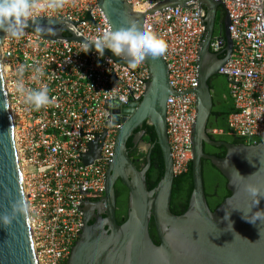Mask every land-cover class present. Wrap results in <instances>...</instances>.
<instances>
[{"label": "built area", "instance_id": "built-area-1", "mask_svg": "<svg viewBox=\"0 0 264 264\" xmlns=\"http://www.w3.org/2000/svg\"><path fill=\"white\" fill-rule=\"evenodd\" d=\"M126 1L133 10L145 12L161 0ZM220 1L230 20L232 41L231 54L218 69L227 80L235 108L228 116V125L245 143L263 142L264 0ZM47 4L48 0L37 1L28 21L44 17L73 22L77 33L89 42L111 32L96 0H64L59 9H50ZM188 5L147 14L143 23L166 42L161 57L175 91L197 86L195 62L205 11L198 9L196 0ZM216 38L219 35L214 32L210 42L213 53L221 50ZM0 65L4 67L3 87L24 199L30 208L27 219L35 264H65L81 231L79 199H96L104 192L118 127L113 123L111 103L140 101L147 80L145 65H123L91 49L84 53L82 42L47 40L27 28L21 39H12L4 32ZM21 65L25 71L19 76ZM36 68L43 75L34 79ZM18 79L26 89L47 87L52 104L39 110L25 104L24 96L16 90ZM195 117L193 93L167 97L166 134L174 176L185 173L191 160ZM96 141L99 156L85 163Z\"/></svg>", "mask_w": 264, "mask_h": 264}, {"label": "water", "instance_id": "water-1", "mask_svg": "<svg viewBox=\"0 0 264 264\" xmlns=\"http://www.w3.org/2000/svg\"><path fill=\"white\" fill-rule=\"evenodd\" d=\"M192 1L161 0L145 12L133 10L126 0H96V3L112 32L133 21L138 27H143L145 15L166 7L187 8ZM196 1L198 9L203 8L205 11L202 19L204 25L201 24L204 30L199 38L195 62L197 86L183 91L173 90L169 84L165 61L161 56L149 57L144 61L147 80L140 101L111 103L113 123L118 127L104 178L102 203L105 217H99L90 224L92 217L85 209L87 199H79L77 210L82 212L81 231L65 264H264V220L255 223L248 220L255 219L254 213L258 211L264 212V196L254 198L247 190L249 186H255L264 192V141L234 144L214 141L208 136L206 126L213 104L208 80L218 74V69L230 56L232 41L228 31L230 20L227 11H224L223 28L217 29L219 38H216L219 39L221 50L216 53L210 51V42L221 15L219 8H222L223 3L220 0ZM87 19L90 20V17L87 16ZM39 26L54 29L56 35L37 31ZM27 29L52 41L83 43L86 40L77 33L75 23L60 19L37 17L28 21ZM3 36L4 32L0 31V44ZM90 49L101 55L94 46ZM102 56H108L123 65L129 63L107 49ZM184 93L195 95L196 117L191 135L190 160L192 190L186 210L177 215L170 210L175 176L165 115L167 97ZM5 100L0 73V217L14 216L7 225L0 222V264H35L27 216L14 212L17 202L25 199L10 115L8 109L3 107ZM144 121L153 127L164 164L161 178L150 190L147 189L145 179L150 166V151L146 154L145 165L137 169L126 147L134 129ZM104 135L105 132L100 139ZM204 144L223 146L224 156L204 153ZM91 147L92 155L84 159L85 163L99 156L97 141ZM202 160L210 161L220 172L230 192L213 211L205 198ZM116 179L127 190L126 219L121 224L115 218ZM92 212L95 213V208ZM151 220L158 244L153 242L149 233Z\"/></svg>", "mask_w": 264, "mask_h": 264}, {"label": "clouds", "instance_id": "clouds-1", "mask_svg": "<svg viewBox=\"0 0 264 264\" xmlns=\"http://www.w3.org/2000/svg\"><path fill=\"white\" fill-rule=\"evenodd\" d=\"M64 0H48L47 7L50 9L62 8ZM37 0H0V31L6 33V36L12 39H21L25 35V29L28 27V18L36 9ZM39 32L47 31L50 35H56L52 28H45L39 26L36 29ZM103 55L104 50L111 51L115 56L127 58V61L132 65H139L145 61L146 58H156L165 53L167 45L166 42L157 36L154 32L146 27H138L133 22H128L125 26L118 30L105 33L101 39L95 42L83 41V52L88 53L93 47ZM4 71V67L0 65V73ZM25 68L21 65L17 69L19 76H22ZM36 76L43 75L39 68L35 69ZM16 90L24 96L25 104L31 106L34 110H39L52 104L53 99L49 96L47 87H40L39 89H26L20 79L16 82ZM121 99H123L121 97ZM3 107L8 109V102H3ZM249 194L256 198L264 196V192L255 186L248 187ZM258 203V200L256 201ZM20 212L25 216L30 213V208L27 203L21 199L14 206V212ZM255 219H248L249 222L255 223L257 220H264V212L254 213ZM13 217H0V222L5 225L11 223Z\"/></svg>", "mask_w": 264, "mask_h": 264}, {"label": "trees", "instance_id": "trees-1", "mask_svg": "<svg viewBox=\"0 0 264 264\" xmlns=\"http://www.w3.org/2000/svg\"><path fill=\"white\" fill-rule=\"evenodd\" d=\"M220 14H224L222 8H219ZM214 82L213 86L211 82ZM208 85L212 95V109L207 122V133L211 140L226 141L229 143L238 144L245 142L242 137L232 133L228 125V116L235 111L233 100L228 93L227 80L223 75L217 74L209 78ZM214 88H213V87ZM213 88V89H212ZM144 129L148 132L149 137L156 140L153 127L144 124ZM133 146L131 140L127 141L126 147L128 154ZM203 152L217 157H222L225 154L223 146L214 147L204 144ZM146 154V152H145ZM144 155V154H143ZM145 164V162H143ZM143 164V165H144ZM137 167L138 165L135 164ZM164 170L162 154L159 146L155 143L150 152V166L145 174L147 189L150 190L156 186L161 178ZM202 178L204 193L207 204L211 211H213L230 192L226 189V180L220 172L208 160H202ZM192 190L191 178V161L188 163V168L185 173L176 175L172 182V192L170 200V210L174 214H182L188 205V199ZM116 191V211L115 218L118 224H121L126 219V197L127 190ZM149 233L155 244H158L152 220L149 223Z\"/></svg>", "mask_w": 264, "mask_h": 264}, {"label": "flooded vegetation", "instance_id": "flooded-vegetation-1", "mask_svg": "<svg viewBox=\"0 0 264 264\" xmlns=\"http://www.w3.org/2000/svg\"><path fill=\"white\" fill-rule=\"evenodd\" d=\"M223 20H224V14H221L220 19L217 22V25L215 26V32H217V29L223 28ZM211 84L213 86L215 85L213 81L211 82ZM145 123L147 124V122L144 121L141 126L135 128L133 131V135L129 137L127 140V141L131 140V142L134 140V143H132L133 146L131 147L130 153L128 155L130 159L133 161V163L138 165L136 167L137 169H142V167L145 165L143 162H145L146 160V154L149 151L151 152V149L154 147L156 143V140H154L152 137H149L148 132H146V130L144 129ZM115 188L123 192L126 190V188L119 179L115 180L114 192H115V205H116ZM85 202H86L85 209L88 211V213L92 217L90 224H92L99 217H102V218L105 217L104 204L102 203V196L96 199L86 200ZM126 203H127V199H126ZM93 208H95V213L92 212ZM115 211H116V208H115Z\"/></svg>", "mask_w": 264, "mask_h": 264}]
</instances>
